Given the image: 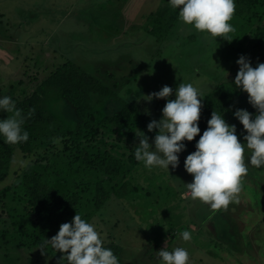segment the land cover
<instances>
[{
	"label": "rangeland",
	"instance_id": "374dc122",
	"mask_svg": "<svg viewBox=\"0 0 264 264\" xmlns=\"http://www.w3.org/2000/svg\"><path fill=\"white\" fill-rule=\"evenodd\" d=\"M164 1L0 0V96L21 103L60 65L71 61L159 120L166 99L147 101L145 96L165 85L175 90L180 83H192L203 100L236 76L241 55L253 67L262 58L253 49L250 27L236 17L230 21L235 28L231 42L196 31L179 19L157 39L150 31ZM42 107L66 128L73 127L72 113L56 90L46 89ZM101 111L105 113V107ZM8 115L0 112V119ZM136 133L128 140L119 138L122 154L138 145ZM55 143L57 150L64 146L62 140ZM56 149L43 148L32 155L16 149L7 177L0 181V231L11 227L10 216L21 213L22 204L14 198L24 173L45 169L39 160H53ZM188 154L187 149L180 153L179 166H169V172L149 170L142 163L131 169L125 180L136 192L120 198L107 185L110 197L101 208L95 206V186L87 187L79 214L95 225L104 245L122 247V264H159L157 251L175 247L187 249L189 264H264V167H250L242 177L237 202L212 210L187 192L185 184L193 179L183 166ZM185 230L192 235L187 242L180 235ZM42 244L4 247L0 264H58L63 254L50 245L41 248Z\"/></svg>",
	"mask_w": 264,
	"mask_h": 264
},
{
	"label": "trees",
	"instance_id": "16d2710c",
	"mask_svg": "<svg viewBox=\"0 0 264 264\" xmlns=\"http://www.w3.org/2000/svg\"><path fill=\"white\" fill-rule=\"evenodd\" d=\"M164 2L154 16L150 31L157 39L165 37L164 33L178 20V9H171L167 1ZM235 5L233 17L244 20L250 27L253 49L262 55L258 63H264V0H235ZM234 79L219 84L201 101L200 135L206 130L211 113L223 112L225 120L236 126L238 138L243 143V126L233 113L237 109H246L255 114L256 110L248 103L247 93L236 88ZM46 89L59 93L72 113V128H66L43 109ZM101 107H105V113ZM16 108L25 117L23 128L29 133V138L27 142L15 145L6 144L0 138V181L7 177L18 147L23 154L32 155L43 148L56 149L57 140H62L64 146L61 150L56 149L58 153L53 160L48 157L39 160H43L40 165L46 164L45 169L35 167L24 173L18 198H14L22 204V210L16 217L9 215L11 227L0 231V249L8 246L23 248L51 239L62 223L70 222L79 214L87 187L95 186L97 208H101L110 197L107 185L120 198L136 192L137 189L125 177L142 163L134 157L137 146L130 154H122L119 138L128 140L138 130L144 132L149 140L156 135L158 130L148 132L147 125L152 119L141 106L126 102L113 87L68 61L53 71L29 99L17 102ZM114 137L118 138L115 143L111 141ZM199 138L198 135L191 142L184 141L189 153L195 151ZM95 175L103 178L94 180ZM119 179L123 181L112 185ZM23 236L30 240L23 241ZM104 246L110 248L122 264V247L115 243Z\"/></svg>",
	"mask_w": 264,
	"mask_h": 264
},
{
	"label": "clouds",
	"instance_id": "9594fccd",
	"mask_svg": "<svg viewBox=\"0 0 264 264\" xmlns=\"http://www.w3.org/2000/svg\"><path fill=\"white\" fill-rule=\"evenodd\" d=\"M168 6L178 9V19L191 25L196 31L205 32L213 38L222 37L231 42L235 32L230 23L235 12V0H167ZM239 70L234 84L247 93L248 103L255 114L246 109H237L233 116L243 126V143L238 138L237 128L229 124L222 113L213 111L207 121V128L200 135L199 119L203 98L192 83H180L175 90L165 85L145 100L166 99L162 117L147 125L148 132L156 131L149 143V137L140 131L136 133L139 143L134 151L136 161L149 170L159 168L169 172V166L176 169L180 164L179 154L186 150L184 141L191 142L199 135L195 151L184 160V169L191 174L192 182L185 184L193 200H199L212 210L227 208L237 202L241 191L242 177L249 168L264 167V63L255 67L249 58L241 55L236 61ZM174 96V99L169 97ZM0 112L11 113L0 119V138L15 145L27 142L29 133L24 130L25 117L16 108L11 96H0ZM184 241L192 238L190 231L180 233ZM50 245L61 255L58 264H119L118 257L104 246L101 234L94 224L76 214L70 222L62 223L51 239H45L41 248ZM159 264H189V252L183 247L171 251L162 248L157 251Z\"/></svg>",
	"mask_w": 264,
	"mask_h": 264
}]
</instances>
